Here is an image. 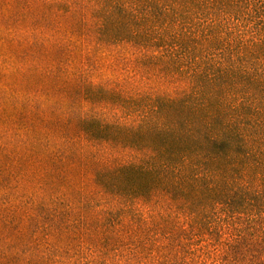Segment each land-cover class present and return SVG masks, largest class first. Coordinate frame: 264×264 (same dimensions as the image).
I'll use <instances>...</instances> for the list:
<instances>
[{
	"label": "trees",
	"instance_id": "16d2710c",
	"mask_svg": "<svg viewBox=\"0 0 264 264\" xmlns=\"http://www.w3.org/2000/svg\"><path fill=\"white\" fill-rule=\"evenodd\" d=\"M7 3L30 19L35 44L25 57L51 43L49 74L73 79V97L98 110L62 105L29 126L17 106L10 125L21 158L46 164L51 177L40 186L56 191L0 205L3 228L19 239L0 231V264H165L187 212L200 230L218 212L247 216L224 248L264 264V0H0V9ZM244 30L258 40H239ZM162 79L189 89L162 95ZM232 90L240 102L228 114ZM82 176L94 177L89 190L77 185ZM140 201L170 209L176 222L171 237L163 223L169 242L153 248L158 258Z\"/></svg>",
	"mask_w": 264,
	"mask_h": 264
},
{
	"label": "rangeland",
	"instance_id": "374dc122",
	"mask_svg": "<svg viewBox=\"0 0 264 264\" xmlns=\"http://www.w3.org/2000/svg\"><path fill=\"white\" fill-rule=\"evenodd\" d=\"M15 6L7 3L2 5L0 9V205L4 201L14 202L16 199L25 202L33 194L40 201V198H45V195L48 196L50 192L56 191V189L52 190V187L42 188L40 186L41 182L43 184L48 177H51L52 171L46 164L41 161L30 162L21 158L22 146L18 145L14 130L10 125L14 114H18L17 106L21 108L22 103L29 126L35 125L39 119H52L57 115V111L63 112L61 111L62 105H65L64 111L69 110L68 113L70 112V114L77 110L81 112L98 110L97 107L88 105L84 100L78 103V98L73 97L75 88L73 79L63 85L59 79L49 74V70L52 68L50 54L55 50V46L51 43L44 44L34 57H25L24 54L34 50L35 43L31 37L32 27H30L29 18L22 19L15 14L18 12ZM244 31L241 32L244 33ZM232 37L233 41L231 38L230 42L235 44L238 40L237 33H234ZM239 40L247 41L250 44L251 40H258V38H254V33L250 30L245 31ZM242 56L244 59L246 58L245 54L241 52L235 55L233 63L235 66L238 63L241 64ZM242 64L248 65L250 70L248 61L247 64L242 61ZM222 65L224 66V61ZM227 65L226 62L225 67ZM154 88L162 95L176 97L184 90L189 89V82L162 79L155 84ZM245 88L247 89V86ZM235 94L236 92L232 90L227 95L225 112L228 114H235L233 108L238 107L240 102V100L237 101ZM249 94L250 92H248ZM17 95L19 98H16ZM258 114H263V112L258 111ZM93 147L89 146V148ZM93 179V176L77 177L76 183L79 186L87 187L89 190L92 188ZM66 185L68 186V184ZM69 193L70 197L78 199L76 194ZM139 203V209L144 211L146 228L149 226L153 230V232H148L152 235V239H148L147 245L150 248L148 251H150L151 256L158 258V252L151 253L153 248H158V245L169 242L163 235V223L166 226V234H170L171 237L174 233L173 224L176 222L169 220L170 209L165 208L162 213V206L159 203L155 201L149 205H145L141 201ZM84 208L86 209L85 213H87L88 206L84 205ZM23 214H27V212L22 210L18 215L24 218ZM217 214L212 215V223L209 224L207 230H200L194 226L192 216L188 212L181 214L178 219L176 234L172 240V259L165 264H245L242 260H237L236 254L227 246L224 248V244L228 241L235 244V237L242 229L247 216L234 220L229 216L227 217L226 214L219 212ZM158 226H162L161 230L160 227L158 229ZM0 231L3 233L2 235L19 241L16 229L3 228L2 221H0ZM140 237L146 242L148 235L145 232L141 233ZM222 246L223 249H219ZM249 257L250 255L247 260ZM159 260L146 257L142 259V263L158 264Z\"/></svg>",
	"mask_w": 264,
	"mask_h": 264
}]
</instances>
